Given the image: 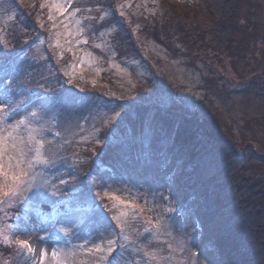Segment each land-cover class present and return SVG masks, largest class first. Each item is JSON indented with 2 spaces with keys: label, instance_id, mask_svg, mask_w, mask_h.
Segmentation results:
<instances>
[{
  "label": "rangeland",
  "instance_id": "obj_1",
  "mask_svg": "<svg viewBox=\"0 0 264 264\" xmlns=\"http://www.w3.org/2000/svg\"><path fill=\"white\" fill-rule=\"evenodd\" d=\"M43 1L49 8L48 17H52L49 20L55 30V43L60 48L72 51L74 61L70 62L66 70L70 82L80 88L84 87L83 83L90 82L94 88L101 87L109 95L129 100H154L165 109L175 108L189 116L206 117L219 131L235 135L240 145L244 142L240 148L249 155L253 169L258 173L264 172V63H255L248 58L258 52V57L264 59V0H252L251 13L258 25L257 36L250 38L246 46L240 45L237 52L241 56L223 55L224 62L221 64L225 69V79L212 81V74L202 61L194 66L188 62V58L172 55L167 48L141 32L147 22L154 24L153 17H161L170 6L180 3L193 10L200 0H118V16L126 24L133 25L136 39L142 45L140 51L144 58L131 57L129 60L119 58L114 47L112 34L120 26L119 22L111 21L114 10L99 5L90 7L86 3L79 4L80 0ZM53 4L61 5L65 11H57L52 7ZM94 17L99 23L104 22L97 38L90 24ZM2 47L5 52L9 45L5 43ZM105 80L109 82L102 87ZM139 85H142L141 91L135 88ZM104 107L95 106L89 115H84L80 126H76L77 122L67 119L66 115L64 118L57 115L45 98H38L33 103L9 111L5 97L0 98V136L8 138L6 142L9 146L14 142L12 138L17 144L16 149L8 147L5 151L19 156V150L23 149L25 163L21 167L28 172L26 183L19 186L20 190L15 195L28 200L20 202L23 211L28 212V223L15 228L9 221L13 216L7 211L10 206H2L0 230L9 237L10 243H15L16 248L17 240H27L34 249L33 252L23 249L13 254L8 264H41L42 250L48 253L43 264H61L63 257L54 258L53 250L74 253L64 264H218L201 248L197 220L182 211V192L177 188L178 183L173 175L185 171L188 175L189 168L183 170L178 161L172 168L161 169L164 173L157 175V179L152 172L142 176V187L134 183L129 188L112 190L113 185L107 184L105 188L95 190L98 200L110 210L112 219L120 216L119 222L114 220L121 233L120 237L111 236L105 241L86 243V235L80 227L86 221L89 207L77 204H90L92 198L88 200L80 186L73 185L76 181L83 184L84 175L81 173L71 181L64 180L59 187L63 178L55 175L48 166L52 156H57L50 150L55 135L51 127L56 124V128L65 133L70 131H64V128L72 129L71 132L77 135L72 145L79 142L81 147L92 137L100 140L101 144H107L108 134L101 138L99 131L104 124H108L109 131L113 127L112 122L117 123L126 107L121 112ZM156 114L157 111H154L153 116L148 117L150 121L146 119L135 124L124 122L112 132L110 154L104 160L107 153L103 152L97 162L106 179L113 180L115 177L114 172L104 164H111L117 173H129L132 176L146 170L145 162L149 158L143 155L145 144L155 138L154 143L157 145L163 135L156 136L161 131L156 125ZM21 120L25 123L16 127ZM173 124L177 126L179 121L174 120ZM30 136L34 139H30ZM20 140L24 143L20 144ZM138 140L142 144H137ZM35 141L43 142L38 153ZM29 160L32 161L31 167L28 165ZM149 160L154 161L153 158ZM148 163L153 167L156 162ZM125 167L129 170L126 171ZM41 199L48 204L45 207L47 210L40 208ZM17 217L15 215L13 219ZM109 240L113 241L111 252L106 250ZM0 242H3L2 239ZM95 245H101L102 250L95 251ZM88 249L93 251L89 252Z\"/></svg>",
  "mask_w": 264,
  "mask_h": 264
},
{
  "label": "trees",
  "instance_id": "obj_2",
  "mask_svg": "<svg viewBox=\"0 0 264 264\" xmlns=\"http://www.w3.org/2000/svg\"><path fill=\"white\" fill-rule=\"evenodd\" d=\"M117 1L80 0L79 4L114 10L111 21L120 24L112 34L118 57L123 60L140 58L143 56L141 41L136 39L133 25L126 24L118 16ZM252 5V0H200L192 10L178 3L167 8L161 17H153L154 24L147 22L141 32L167 48L172 55L188 58L194 66L202 61L212 74L211 81L222 80L225 79V69L221 64L223 55L241 56L237 52L240 45L246 46L248 40L258 34V25L251 13ZM48 14L49 8L43 0H0V96L9 103L7 111L34 99L45 98L57 115L63 118L66 115L67 119L80 126L84 115H89L95 106H105L113 112L126 107L117 123L112 122L113 127L109 131L108 124L99 131L101 138L108 134L107 144H101L100 140L92 137L81 147L79 142L72 145V141L77 139L72 129L64 128V131H70L65 133L56 128V124L51 127L55 135L50 150L57 156H52L48 166L55 175L63 178L59 187L64 180L71 181L81 173L84 175L83 184L76 181L73 185H79L88 200L92 198L90 204H77L89 207L86 221L80 227L86 235V243L105 241L111 236L120 237L121 233L110 210L96 197L95 190L105 188L107 184L113 185L112 190L129 188L134 183L142 187V176L152 172L157 179V175L164 173L161 169L172 168L178 161L183 170L189 168L188 175L185 171L175 173L173 178L182 192L183 211L198 222L199 243L203 251L218 264H264V172L258 173L253 169L249 155L240 148L244 142L240 145L235 135L219 131L206 117L189 116L175 108L165 109L154 100L147 102L109 95L101 87L94 88L90 82L83 83V88L70 82L66 70L74 61L72 51L55 43V30ZM90 21L97 38L104 22L99 23L95 17ZM5 43L9 47L3 52ZM257 54L252 53L248 58L255 63H264ZM107 82L105 80L102 87L107 86ZM135 88L141 91L142 85ZM26 94L27 98H23ZM154 111H157V128L161 129L156 136L163 135L157 145L155 138L148 140L143 155L153 158L155 165L152 167L148 162L154 161L148 159L146 170L137 172L133 178L132 174L117 173L111 164H104L115 177L106 179L97 162L103 152L107 153L104 160L108 158L112 132L124 122L135 124L149 120ZM174 120H178L179 125H174ZM136 143L142 144V141ZM159 143L166 147L162 149ZM125 170L129 168L125 167ZM21 198L17 195L3 198L0 202V207L10 206L7 211L13 216L9 221L15 228L28 223V212L20 206L21 200H28ZM39 203L41 209L47 210L48 204L43 199ZM2 213L0 210V218ZM13 213L18 217L13 219ZM20 251L15 243L0 242V264H8L9 258Z\"/></svg>",
  "mask_w": 264,
  "mask_h": 264
},
{
  "label": "snow or ice",
  "instance_id": "obj_3",
  "mask_svg": "<svg viewBox=\"0 0 264 264\" xmlns=\"http://www.w3.org/2000/svg\"><path fill=\"white\" fill-rule=\"evenodd\" d=\"M41 6L43 7L44 5H41ZM52 7L55 8L59 12L65 11V9L61 5H58V4H53ZM49 18L51 19L52 17L50 16ZM23 123H25V121L23 120L19 121L16 127H19V124H23ZM8 136L11 137V133H9ZM7 139H8L7 137L0 136V180L3 181V183L0 184V202H3V198H10V197L15 196L20 190L19 186L26 183L25 177L28 176V172L26 171V169L21 167V165L25 163L23 159L25 155L23 152V149L19 150V156H13L7 153L5 150L8 147H11L12 149H16L17 147L15 138H12L14 142L10 146L6 142ZM30 139H34V137L30 136ZM19 143L23 144L24 142L23 140H20ZM35 143L37 145V148L35 150L38 153L39 148L42 147L43 142L35 141ZM5 156H7V162H5ZM31 164H32V161L29 160L28 161L29 167H31ZM121 203H123V201H121ZM120 215H123V213H121ZM114 219H116L119 222L120 216L118 215L114 217ZM0 239H2V241L5 244H8L11 242L8 236L3 235V230H0ZM107 243L109 247L106 250L108 252H111L112 251L111 245L113 244V241L109 240ZM16 244L21 250L27 249L28 252L34 251L32 245L27 240H17ZM94 249L95 251H101L102 246L95 245ZM88 251L92 252L93 249H88ZM47 255L48 253L46 250L41 251V254H40L41 264H43V261L47 259ZM52 256L54 258H60L62 256L63 260H61V264H64V262L67 260L69 256H74V253H71V252L59 253L56 250H53Z\"/></svg>",
  "mask_w": 264,
  "mask_h": 264
}]
</instances>
